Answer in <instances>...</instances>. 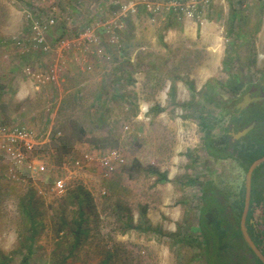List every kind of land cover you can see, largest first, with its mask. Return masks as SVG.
I'll return each mask as SVG.
<instances>
[{
	"label": "rangeland",
	"instance_id": "obj_1",
	"mask_svg": "<svg viewBox=\"0 0 264 264\" xmlns=\"http://www.w3.org/2000/svg\"><path fill=\"white\" fill-rule=\"evenodd\" d=\"M58 1L66 19L54 37L61 30L73 36L104 22L129 0L108 5L102 14L103 0H65V6ZM134 1L137 12L125 19L118 43L107 44V34L97 29L107 55L89 56L82 60L83 68L78 57L68 56L71 64L56 84H38L23 67L46 71L53 54H33L21 62L18 50L6 48L0 54L6 66L0 62V125L33 129L46 141L36 155L47 164L46 172L32 176L9 160L0 162V264L4 257L8 264H101L108 252L109 264H207L198 227L207 183L218 187L235 225L229 208L237 214L248 170L238 154L216 159L208 153L200 121L208 122L212 144L220 148L231 140L226 128L231 115L221 114L220 107L230 109L242 101L237 82L245 87L264 81V0ZM144 1L159 4L160 10L151 13ZM173 1L184 10H174ZM0 3L14 6L11 21L0 18V28L16 34L25 27L24 8L41 9L40 0ZM4 12L0 5V17ZM16 78L30 83L29 96L22 100L14 96ZM187 80L193 81L195 93ZM154 106L163 111L152 112ZM112 149L125 162L109 179L94 164L79 179L68 178L64 194L49 193L54 178L66 174L61 168L66 159ZM153 168L167 173L169 181L159 182ZM78 185L91 191L95 207L76 244L78 206L68 195ZM104 186L106 195L100 192ZM254 193L252 219L264 246V199L256 201ZM27 209L35 218L34 229ZM174 233V239L167 235ZM187 235L196 240H175Z\"/></svg>",
	"mask_w": 264,
	"mask_h": 264
},
{
	"label": "built area",
	"instance_id": "obj_2",
	"mask_svg": "<svg viewBox=\"0 0 264 264\" xmlns=\"http://www.w3.org/2000/svg\"><path fill=\"white\" fill-rule=\"evenodd\" d=\"M40 1L41 3L38 5L41 9L36 6L24 8L28 33L13 39L15 47L21 55H54V61L46 71H36L30 67L24 68V73L36 79L38 84L58 83L69 61L68 56L74 55L85 60L91 55H107L97 29L100 28L107 34L105 38L107 44L118 43V31L124 28L125 19L137 12L138 5L136 1L129 0L120 4L119 9L111 13L108 20L86 26L76 35H59L57 38L51 39L49 36L52 30L66 17L61 13L58 0ZM144 3L153 14L160 10L159 4L151 1H144ZM171 6L177 12L184 10L183 5L177 1L171 2ZM88 67L92 68V65ZM45 142L40 140L37 133L28 126L0 125V162L9 160L11 165L27 171L32 176L42 174L47 171V164L36 155V152ZM124 162L122 153L117 149L109 150L103 154L85 152L81 156L66 159L61 167L66 174L55 177L48 191L54 195L64 194L70 188L68 178L79 179V176L94 164L100 167L102 177L109 179L117 167ZM100 192L102 195H106L107 187L104 186Z\"/></svg>",
	"mask_w": 264,
	"mask_h": 264
},
{
	"label": "trees",
	"instance_id": "obj_3",
	"mask_svg": "<svg viewBox=\"0 0 264 264\" xmlns=\"http://www.w3.org/2000/svg\"><path fill=\"white\" fill-rule=\"evenodd\" d=\"M239 9H234L231 18L232 20H236L238 16ZM63 35V34H62ZM187 83L192 90L193 93L196 92L193 81L187 80ZM236 93L240 94V92L246 95L251 88L255 85V83L246 84L245 87H242L240 82L236 84ZM174 92V87L172 88ZM243 97L241 98V100ZM241 102V101H239ZM228 109L225 105L220 107L221 114L228 111L231 115V120L229 121L228 126L226 127L228 130L232 128L235 131H240L247 126H249L253 121H256L255 127L248 132L246 136L241 138L240 140L232 143L231 140L226 141L220 148L217 149L215 145H213V138L211 135V127H209L208 122L203 118L202 115L200 125L204 133V141L205 146L207 148L208 153L216 158V159H225L228 157L235 156L238 154L244 163L245 169L248 170L250 165L258 158L264 155V102L258 103H250L246 108H238L236 105ZM258 107V109H255ZM135 108L134 115L138 112V107L133 105ZM256 110L258 113L255 114ZM151 111L154 113H159L163 111V108L160 106H154L151 108ZM1 125H10V124H1ZM82 134H86V129L84 126L80 127ZM230 137V135H228ZM141 167V165L139 164ZM264 169V163L259 165L253 173V178H256L260 175L261 171ZM150 172L158 175L157 180L159 182H168L169 178L167 173H160L157 169L153 168ZM256 201H261L264 198V195L261 192H255ZM70 201L73 204L78 206V214L75 222L74 229V243L78 244L81 240V236L83 234V228L88 219V211L93 210L94 206V197L89 189H86L83 185H78L75 190L69 193ZM253 197V194L251 195ZM244 193L239 201L237 214H235L234 208L230 207L231 216L236 219L235 225L229 220V212L228 207L224 203V196L220 193L218 187L213 185V183H207L202 190L201 201L202 205L200 208L199 216H198V227L200 228V237L203 238L202 247L205 250V257L207 264H264L252 251L249 247L248 243L244 239L240 228V220L243 213L244 208ZM236 210V209H235ZM252 203L250 205L249 217L253 218L252 211ZM146 208H144L143 213H145ZM28 217L30 219L31 228L34 229L36 227V221L31 212L27 209ZM129 227H133L132 222H129ZM65 226V222L63 224ZM63 226L61 228H63ZM136 228H142L141 225ZM148 230H152L155 233H160L162 235L160 229L154 227H147ZM248 231L251 229L256 231L253 227V224L250 225ZM175 234H167L170 238H175ZM251 234V233H250ZM256 245L264 254V246L261 245L259 239H257V234H253L251 236ZM180 240L181 243L189 241L192 242L196 240V238H192L191 236L178 237L175 240ZM199 240V237L197 238ZM253 254V257H249L248 253ZM7 259V257H4ZM28 257H25V261ZM4 259V260H5ZM1 261V264H8L7 261ZM111 260V253L103 257L101 260V264H109Z\"/></svg>",
	"mask_w": 264,
	"mask_h": 264
},
{
	"label": "crops",
	"instance_id": "obj_4",
	"mask_svg": "<svg viewBox=\"0 0 264 264\" xmlns=\"http://www.w3.org/2000/svg\"><path fill=\"white\" fill-rule=\"evenodd\" d=\"M0 2H1V0H0ZM2 2H4V0H2ZM5 2H7V0H5ZM62 2V4H64V6H65V0H60V3ZM114 2H119V0H103V1H101L100 3H99V8H100V13L99 14H102V13H104L105 12V9H106V7L108 6V5H111V4H113ZM0 5H1V8H2V10H5V12L3 13V15L0 17V18H2L1 19V21H3V20H5L6 21V23H9V21H11V14L13 13V11H14V6L11 4V3H7V6L5 5H2V3H0ZM70 7V6H69ZM69 7H67V8H69ZM6 9H9V10H7V12H8V14H7V12H6ZM69 9H72L71 7L69 8ZM63 10V9H62ZM61 10V13H62V15H64V17H65V13L63 12ZM11 15V16H10ZM1 23H3V22H1ZM5 23V22H4ZM63 22H59L58 23V25L52 30V32L50 33V36H49V38H51V39H55V38H57L59 35H57L56 37H54L53 36V33H55V31L56 30H58V29H64V28H62V24ZM1 25H3V24H1ZM18 30V29H17ZM28 26H27V23H26V21H25V27H24V29L22 30V31H20L19 33H14L15 32V29H5L3 26H1V28H0V49H1V52H0V54L1 55H3V52H4V50H6V48L8 49V48H11V49H13V50H16L17 51V49H16V47H15V45H14V43H13V39L14 38H17V37H19V36H21V35H25V34H27L28 33ZM57 33H60V35L61 34H63V30H61L60 32L58 31ZM5 48V49H4ZM18 52V51H17ZM19 56H21L20 58H21V60H20V62L22 61V60H24L25 58H27V57H30V55H20V53H17ZM41 55V54H40ZM1 62V66L4 68V67H6L5 66V62L3 61V60H1L0 61ZM18 62V61H17ZM20 62L18 63V65L17 66H20L21 64H20ZM77 64H80L81 65V68H83L82 67V65H83V63H82V59L81 58H77ZM13 63V62H12ZM68 64L70 65L71 63H70V61H68ZM23 66V65H22ZM21 66V67H22ZM24 68L25 67H30V68H32L31 67V65H29V64H25L24 66H23ZM22 67V68H23ZM89 68V67H88ZM32 69H34V68H32ZM91 69V68H90ZM2 70H0V72H1ZM7 78L6 77H4V79L3 80H1V81H4L5 82V80H6ZM7 82V81H6ZM15 85H14V89H15V94H14V96L17 98V99H19V100H22V99H24V98H26V97H28L29 96V92H30V90H29V88H30V83L27 81V80H23V79H18V78H16L14 81H12ZM12 86V88H13V85H11ZM3 86H1V88H2ZM37 88V87H36ZM31 89V88H30ZM97 154V153H96ZM98 154H103L102 152H100V153H98Z\"/></svg>",
	"mask_w": 264,
	"mask_h": 264
},
{
	"label": "water",
	"instance_id": "obj_5",
	"mask_svg": "<svg viewBox=\"0 0 264 264\" xmlns=\"http://www.w3.org/2000/svg\"><path fill=\"white\" fill-rule=\"evenodd\" d=\"M262 97H264V96H262ZM262 97L252 98L250 96V94L247 93L244 96V99L241 102H239L236 105V107H238V108H245V107H247L249 105L250 102L259 100ZM252 128H253V124L249 125L244 130L238 132L236 134V137L239 138V137L245 135ZM262 163H264V155L262 157L256 159L250 165V167H249V169L247 171V176H246V193H245L243 213H242V216H241L240 228H241L242 234L244 236V239L248 243L249 247L252 249V251L254 252V254L264 263V254L262 253V251L259 249V247L256 245V243L252 239L251 235L249 234V231L247 229V224H246L247 216H248V213H249V210H250V203H251V183H252L253 173L256 170V168L259 165H261ZM251 221H253V220H251Z\"/></svg>",
	"mask_w": 264,
	"mask_h": 264
},
{
	"label": "flooded vegetation",
	"instance_id": "obj_6",
	"mask_svg": "<svg viewBox=\"0 0 264 264\" xmlns=\"http://www.w3.org/2000/svg\"><path fill=\"white\" fill-rule=\"evenodd\" d=\"M249 94H250V96L252 97V98H257V97H262V96H264V81H257V82H255V85L251 88V90L248 92ZM245 96V95H244ZM244 96H243V99H244ZM242 99V100H243ZM258 102H264V97H262L261 99H259V100H256V101H252V102H250V103H258ZM249 103V104H250ZM246 108V107H245ZM244 109V108H243ZM255 109H258V107H256ZM258 113V110H256V112H255V114H257ZM251 124H253V128L255 127V125H256V121H253ZM250 124V125H251ZM248 127V126H247ZM246 127V128H247ZM252 128V129H253ZM245 129V128H244ZM244 129H242V130H244ZM252 129H250L249 131H251ZM242 130H240V131H242ZM240 131H235V129L234 128H232L228 133H229V135H230V137H231V142L232 143H235L236 141H238V140H240L241 138H243L244 136H246L247 134H248V132L245 134V135H243V136H241V137H236V134L238 133V132H240ZM256 180H259L260 182H259V184H257V182L256 183H254V181H256ZM254 191L255 192H261L263 195H264V169L261 171V173H260V175H258L256 178H253L252 177V183H251V195L254 193ZM264 199V198H263ZM251 203H252V197H251ZM251 203H250V205H251ZM250 211V210H249ZM251 220H253V221H251ZM241 222V221H240ZM246 224H247V227L248 228H250V225L251 224H253V227L256 229V227H257V223H254V219H251L250 217H249V213H248V216H247V221H246ZM251 233V234H250ZM249 234L251 235V236H253V234H255V232H254V230L253 229H251L250 231H249ZM255 240V239H254ZM251 257H253V254H251Z\"/></svg>",
	"mask_w": 264,
	"mask_h": 264
}]
</instances>
